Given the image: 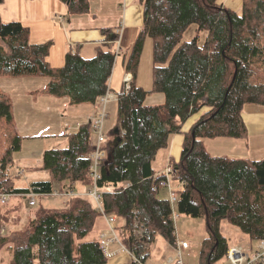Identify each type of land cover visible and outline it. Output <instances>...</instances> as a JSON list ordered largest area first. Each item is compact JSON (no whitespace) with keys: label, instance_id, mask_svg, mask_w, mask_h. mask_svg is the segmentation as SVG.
Instances as JSON below:
<instances>
[{"label":"trees","instance_id":"1","mask_svg":"<svg viewBox=\"0 0 264 264\" xmlns=\"http://www.w3.org/2000/svg\"><path fill=\"white\" fill-rule=\"evenodd\" d=\"M62 1L71 14L90 11L89 0ZM138 1L144 22L125 57L133 79L130 89L119 93L116 126L108 131L116 140L106 141L107 155L99 166L103 208L118 215L125 245L143 261L158 235L175 246L178 236L169 198L153 189L165 176L157 175L153 162L169 147L172 135L183 134L180 159L171 161L172 179L183 182L177 190V209L205 218L208 235L198 264H216L231 248L221 231L224 220L252 242L264 241V158L213 155L204 141L245 138L244 106L264 105V0H243L239 10L219 0ZM192 25L194 35L185 39ZM103 33L105 39L93 56L70 50L65 64L53 67L48 61L51 41L32 43L27 26L0 16V77H46L43 93L67 97L71 105H97L110 89L119 54V32L104 28ZM148 37L153 40L150 90L136 81ZM153 93L163 94V101L147 102ZM67 136L66 147L44 151L42 168L51 177L16 187L9 168L23 137L16 128L11 97L0 88V194H51L57 182L68 185L67 194L77 182L91 184V123ZM101 214L90 198L72 196L66 207L38 210L27 227L5 234L2 227L8 220L0 203V249L10 246L11 264H106L109 258L99 239L87 238ZM136 227L144 230V238L134 233Z\"/></svg>","mask_w":264,"mask_h":264},{"label":"crops","instance_id":"2","mask_svg":"<svg viewBox=\"0 0 264 264\" xmlns=\"http://www.w3.org/2000/svg\"><path fill=\"white\" fill-rule=\"evenodd\" d=\"M89 1L90 11L88 13L71 14L68 5L62 0H4L0 3V16L6 22L19 21L27 26L30 29V40L32 43L37 44L51 41L52 46L48 55V61L53 67L63 66L65 64L66 54L70 50H79L82 55L86 57L93 56L96 53L97 46L102 44L105 39L103 29L112 28L117 30L120 34V39L117 44L119 54L116 56L115 61H117V65L114 66L109 80V91L120 92L124 88V78L126 73H128L125 67V57L132 49L143 26L144 8L138 0ZM219 2L226 7L239 10L242 6L243 0H219ZM38 77L34 76L33 79H38ZM30 81L32 80L30 79ZM136 81L138 85L147 90H150L153 87V40L150 37L146 38L144 43ZM47 82L48 78L43 83L44 85L41 87V90ZM151 95H149V97ZM34 98L36 99V97ZM63 99L65 102L68 101V103H70L67 97H63ZM163 99V94L160 93L157 98L152 99L151 101H149L148 98L147 102L159 103L163 101ZM114 101L110 102L112 105L109 107L116 113L117 100ZM84 105L89 107L87 118L92 116L100 108L99 103H97V105ZM109 107L108 109H110ZM243 114L248 125V135L245 138H206L204 141L211 154L227 155L236 158H264V105L246 104L244 106ZM196 118L197 116L193 117L187 125H185L184 129H188ZM87 120L80 121L73 126L69 123V126L72 127L71 132L76 131L82 124L89 122ZM110 127L111 125L107 127L108 131L111 129ZM59 135L63 136L65 133H59L57 136ZM95 140L96 138L93 137L92 142L94 143ZM183 141V134L172 135L169 147L166 150H163L167 151V156L164 161L158 166L155 165V161L153 162V166L157 171L162 170L168 163H171L173 159H180ZM210 143L211 145L209 146ZM81 186V191L83 193L86 192L87 186L82 184ZM168 196L169 195L164 197L168 198ZM101 217L103 218H99L97 222V225H99L100 228L96 238H99L101 232L108 231L107 219L105 216ZM247 240L250 244L249 247L254 249L253 242L248 236ZM230 246L234 247L241 245L238 243L230 244ZM110 247L112 250H117L119 248V243L114 242ZM150 249L151 248H149V252ZM185 251L187 250H184V252ZM166 260L167 259H165L164 263ZM131 263L132 258L130 253L128 251H119L113 257L109 258V261L106 264Z\"/></svg>","mask_w":264,"mask_h":264},{"label":"rangeland","instance_id":"3","mask_svg":"<svg viewBox=\"0 0 264 264\" xmlns=\"http://www.w3.org/2000/svg\"><path fill=\"white\" fill-rule=\"evenodd\" d=\"M194 32L195 25H192L185 33L184 38H191L194 35ZM115 65H117V61H115ZM28 78L11 76L0 77V88L7 92L11 97L16 128L19 134L23 137L22 147L19 151L14 152V163L9 168L10 173L14 176L13 181L16 187H28L32 181L49 179L51 177L50 172L42 168L44 151L48 148L66 147L68 145L67 135L71 132L72 128L69 126V123L73 126L80 121H85L88 119L87 114L89 113V107L87 105H71L68 101L65 102L61 97H55L43 93L41 87L44 85L43 83L45 80H47L46 77H38V79H33V77ZM30 79L32 81H30ZM158 96L159 93H153L148 97L149 101ZM34 97H36V99ZM111 105V103H108L106 108L108 109ZM107 112H109V115L105 121L106 130L110 125L111 129L116 126L115 111L113 112L110 108ZM59 133H65V135L57 136ZM107 136V140L112 139L113 142L116 140L114 135H109V133H107ZM93 137L97 138V133L94 130ZM210 145L211 143L209 146ZM166 153L167 151L163 150L158 153L155 165L158 166L164 161L167 156ZM81 184L84 185L81 182H77L74 186V192H71V196H66L64 195V191L68 189V185L66 184L63 186V183L57 182L54 191L51 194L35 195L36 205L34 206L29 202L33 196L32 193L26 195L11 193L12 195L10 197L8 196L6 202L3 204L0 200L3 212L6 213L8 220L4 223L2 232L7 234L14 229H24L28 225L29 218L34 216L38 210L40 211L45 208L51 210L62 209L66 207L69 198L72 196H84L90 198L91 201L95 203V199L90 194L94 187L93 183L85 185L87 186V191L84 193L81 191ZM171 185L174 189H178L179 187V184L174 180L171 182ZM159 186L158 191H161L159 193L161 197L169 195L168 187H165L162 184ZM99 194L100 196H98V199L103 206L102 189H100ZM103 212L101 214L102 216H104V214L115 215L120 224V218L118 215L114 213H106L104 209ZM102 218L103 217H100V219ZM99 228V225H97L87 238H96L99 233ZM176 229L178 238L188 239L192 246L190 250L183 253L185 263L198 264L200 260L201 243L208 235L205 218L192 217L178 213ZM221 231L223 234L227 235L228 241L231 245L239 243L244 248L250 246L247 236L240 229L231 225L226 220L221 223ZM259 244L260 243L257 241L253 242L254 249L257 248ZM150 252L151 253L146 259L145 264H164L165 259H168L170 256L173 258L177 257L176 248L160 235H158L156 240L151 244ZM12 258L13 251L9 245L0 249V264H11ZM216 264L232 263L227 256H225L216 262Z\"/></svg>","mask_w":264,"mask_h":264},{"label":"built area","instance_id":"4","mask_svg":"<svg viewBox=\"0 0 264 264\" xmlns=\"http://www.w3.org/2000/svg\"><path fill=\"white\" fill-rule=\"evenodd\" d=\"M133 79L132 73L128 72L126 73V76L124 78V89L125 92H127L130 87H131V82ZM120 92H111L107 91L106 94L101 96L99 98V106L100 108L88 118V121L91 122L93 130L97 133V138L94 141V146L95 149L91 154L92 158V164L89 168L91 177L93 179V190L90 192L91 196L95 199L96 201V207L103 212V206L101 202L98 199V196H100V188L98 187V180L100 179V171H99V166L104 157L107 155L106 151V141H107V131L105 129V121L108 118V112L106 106L108 103L114 100H118L120 95ZM175 173L174 167L171 163H168L162 170L158 171L157 175H164L165 178H163L159 185H163L165 187H168L169 191V201L173 209V219L177 221L178 218V209H177V202H178V189L175 188L171 185V182L173 181L172 177ZM183 182L179 183V186L182 185ZM159 185H156L153 187L155 191L159 190ZM179 188V187H178ZM33 196L30 199V204L32 206L36 205V194L32 193ZM12 194L11 193H1L0 194V200L2 204L6 202L8 196L10 197ZM66 196H71V192L69 193H64ZM104 213V212H103ZM108 222V231H103L101 232L99 236V242L101 244L102 250L108 258L113 257L117 252L119 251H128L131 255L132 258V263L131 264H145V261H143L138 254L129 249L125 243L122 241V238L119 233V221L118 218L113 215H105ZM137 224V222H136ZM134 233L140 237L144 238V230L142 228L136 227L134 229ZM117 242L119 243V248L117 250H112L110 247L112 243ZM175 248L177 250V257L173 258L170 257L166 260L164 264H186L184 259H183V253L184 250H190L191 249V244L188 240L185 239H178L177 243L175 245ZM227 258L231 261L232 264H264V241H261L258 248L253 249L252 247L244 248L243 246H234L231 247L228 250Z\"/></svg>","mask_w":264,"mask_h":264}]
</instances>
